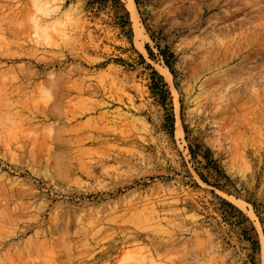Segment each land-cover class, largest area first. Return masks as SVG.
<instances>
[{"label": "rangeland", "instance_id": "1", "mask_svg": "<svg viewBox=\"0 0 264 264\" xmlns=\"http://www.w3.org/2000/svg\"><path fill=\"white\" fill-rule=\"evenodd\" d=\"M134 3L0 0V264H264V0Z\"/></svg>", "mask_w": 264, "mask_h": 264}, {"label": "bare ground", "instance_id": "2", "mask_svg": "<svg viewBox=\"0 0 264 264\" xmlns=\"http://www.w3.org/2000/svg\"><path fill=\"white\" fill-rule=\"evenodd\" d=\"M134 5H135L134 0H130V6H131V8L136 11V9H134ZM134 14H136V13H134Z\"/></svg>", "mask_w": 264, "mask_h": 264}]
</instances>
